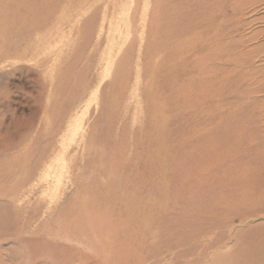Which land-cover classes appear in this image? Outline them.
Returning a JSON list of instances; mask_svg holds the SVG:
<instances>
[{"label":"rangeland","instance_id":"1","mask_svg":"<svg viewBox=\"0 0 264 264\" xmlns=\"http://www.w3.org/2000/svg\"><path fill=\"white\" fill-rule=\"evenodd\" d=\"M8 1L0 0V18L4 14L13 18ZM175 1L178 0H88L83 3L52 0L48 4V8L55 7L56 12L41 32L31 36L35 40L39 37L45 39L36 51V60H30L28 56L13 61L11 66H0V170L13 169L12 176L0 178V190L9 189L21 179V172L27 165L18 168L16 158H22L26 151L33 152L48 145L51 157L47 167H42L22 189L25 192L22 200L25 199L27 207L41 201L43 210L49 206L48 209L52 210L59 203L55 210L60 211L77 193L73 183L85 177V145L92 127L99 122L97 126L103 133L108 126L110 110L102 113L103 105L110 102L113 105L121 97L120 122L111 124L109 130V140L112 147H116L115 151L108 156L100 153L102 158L94 155L93 169L99 168L98 159L105 160L110 156L117 166H122L120 176L123 178H135L137 169L142 176L149 174L152 176V200L175 208L170 216L176 221L157 242L160 252L156 254L161 255V259L158 257L160 264H193L195 260H199L198 264H212L215 257H220L223 263L227 256L237 252V245L245 251L251 244H261L264 252V212L256 213L244 222L237 220L233 234L226 231L229 236L223 239L222 243L228 246L217 247L218 251L214 250L217 254L212 252L208 258L201 259L198 252L175 259L171 254L182 250L179 243L186 235L184 223L200 222L194 204L200 203L217 211L222 199L235 192L237 196L248 195L243 200L238 197L236 201L242 209L247 208V199L254 200L257 208L262 205L257 199L264 195V174L257 171L259 163L237 165L226 158L217 162L216 153L197 152L196 140L199 133L210 128L226 131L229 122L233 128L240 124L243 127L240 129L247 133L235 138L232 145L246 135L254 148L264 150V50L258 53L245 51L249 62L238 65L241 56L229 46L232 41L226 37L212 45L213 52H205L206 65H196L200 56L193 54L195 50L191 48L195 44L199 46L197 32H202L207 24L210 26L208 22L200 25V0H186V4L193 8L191 22H187L190 33L177 36L166 49L163 44L155 45L156 40L163 37L162 33L155 37V26L160 24L163 27L169 22L168 18H162L156 24L159 3L164 15L177 10ZM76 4L81 5L74 9ZM254 9L246 16V21L252 23L242 32L251 35L262 31L260 43L263 44L264 19L260 18L264 17V1ZM96 10H99L98 19L93 30H88L91 41L84 46L87 38L83 27ZM179 20L180 23L176 16L170 18L175 24L174 32L181 29ZM229 22L217 18V30H227L231 26ZM188 39L189 46L185 43ZM100 41L102 44H97ZM95 46L98 48L93 52ZM209 53L213 57L208 60ZM259 54L262 61L251 65L252 59ZM89 64L95 66L88 72L85 65ZM39 91L41 94L44 91L42 97H38ZM33 110H40V113L34 126L27 128ZM211 113L213 119H209L210 127L206 128L203 120ZM151 128L152 134L149 132ZM54 132L57 134L52 136ZM101 136L95 143L96 153L104 141ZM204 136L210 140L215 138L207 133ZM151 139L152 148L148 149ZM209 143L200 146L203 148ZM10 144V150H6ZM150 150L152 169L147 163L148 168L143 173L141 165L147 162ZM120 151L125 153L120 154ZM202 160L209 164L203 177L199 167ZM241 173L238 186L233 177ZM168 197L175 198L174 205L166 202ZM158 211L152 213L155 216L152 217L153 224L165 227L159 219L171 221ZM56 212L39 223L49 221ZM216 232L198 240L192 238L189 244L201 239L206 243L217 235ZM152 234H156L154 228ZM13 247L14 241L0 234V264H10L8 258ZM262 252L258 254L261 258L264 256ZM152 253L155 252L152 250ZM155 259L152 256V264H156Z\"/></svg>","mask_w":264,"mask_h":264},{"label":"bare ground","instance_id":"2","mask_svg":"<svg viewBox=\"0 0 264 264\" xmlns=\"http://www.w3.org/2000/svg\"><path fill=\"white\" fill-rule=\"evenodd\" d=\"M85 1L88 0H77L78 3H83ZM263 1L264 0H200V25L207 24L208 22L210 26L207 24V27H205L202 32H197V39L200 41L199 46L195 44L191 48L195 50L193 54L198 53V56H200V59L196 61L195 64L206 65L205 52L208 53V50L213 52L214 48L212 45L219 39L223 40L226 37L232 41V44L230 43L229 46L236 49L235 53L241 56V61L239 64L237 63L238 65H246L249 62L245 51L253 53L263 51L264 43H260L262 31L252 33L251 35L242 32V29H245L252 23L246 21V16L249 15L251 11H255L254 8L260 6V3ZM8 2L11 7L9 10L11 15L13 14V18L9 19V15L7 14L2 15L0 18V66L3 68L11 66L12 62L17 59H23L28 56L30 60H36V51L39 50L41 42H44L45 39L39 37L35 40L31 39V36L34 33L41 32L49 22V18L56 12L55 7L54 9L48 8V4H50L52 0H9ZM175 3L178 7L177 10L167 12L164 15L161 13V3H159V7L155 14L156 24L162 18H168L169 20L163 27L157 24L153 31L156 38L160 36V33L163 34V37H161L162 39L159 41L156 40L155 45L163 44L165 49L173 44L177 36L190 33L187 30V22H191L193 8L190 4H186V0H178L175 1ZM81 4H76L74 9L80 7ZM98 11L99 10L93 12L90 19H88L83 27L85 30L84 37L87 38L84 46L90 44L91 40L88 30H93L99 16ZM17 15H20V17L16 18ZM172 16L177 17L178 23H180L179 19H181V29L177 32H174L175 24L170 21ZM217 18L226 19L228 22L230 21L229 24H231V26L227 30L221 31L220 28L217 30L216 24L218 22L215 23ZM263 19L264 17L260 18V20ZM185 43L188 46L191 45L189 39ZM97 44L100 45L102 43L100 41ZM254 44L257 45L251 48ZM97 48L98 47L95 46L93 52H96ZM212 57L213 55L209 53L207 59H212ZM259 61H262L260 54L252 59L251 65ZM234 63L235 62H233V65ZM210 65H213V63ZM94 66L95 65L90 64L85 65V71H91ZM262 90L264 91V89ZM40 91L38 97H42L44 93V91H42L41 94ZM121 99L120 97L118 102H114L113 105H111L112 102L108 105H103L102 113H105V111L108 113L110 110L108 126L105 131H103L104 135L101 132V127L97 126L99 122H96L92 127L85 145V177L83 179L78 178L77 181L73 183L77 188V193L74 197L69 199L60 211L56 212L55 210L59 208V203H56L55 206L53 205L54 208L52 210L48 209L51 208V206L43 210L41 201H38L33 207H27L24 205L25 199L22 200L23 194H25V192H22V189L25 188L27 183L33 179L42 167L43 169L47 167V163L51 157V155H49V146H41L40 149L33 152L26 151L22 158L15 159L18 168L22 165H27L21 172V179L17 180L9 189H3L1 187L2 191L0 190V197L3 199L0 202V234L2 236H9L14 241V247L8 258L10 264H152V256L156 257L155 263L160 264L158 257L160 256L161 259V255L156 254L160 252L157 242L161 235L164 234L169 227L173 226L172 222L176 221L170 216L175 208H169L165 204L157 203L152 200V176H149L148 173L147 176H142V172L140 173L136 168L138 173L137 176L135 175V178H123V176H120L122 166H117L118 163L112 160L110 156L105 160L101 159L102 161L98 159L97 164L99 162V168L98 166L94 168L96 171H94L92 165V157H94V155H98L99 158H102L100 157V153L101 156H108L110 153L113 154V150L116 148H113L110 143L111 139L109 140V132L111 131V124L120 122L119 118L121 117L118 112L121 111L123 103ZM105 108L106 110H104ZM39 113L40 110L32 111L31 118L27 121V128H32L34 126ZM106 116L107 115H105V117ZM209 119H213L212 113L203 120V123L206 124V128L210 127ZM224 124L223 126H225ZM237 126L238 127L233 128L228 122V129L226 131H220L218 128L211 130L210 128V130L205 133L215 135V138L212 140L206 138L204 136L205 133H199L200 136L198 140H196L198 143L197 152L202 150L207 153H216L217 162L226 158L227 161L231 160L237 165H243L240 163L249 165L259 163L257 171L260 172V175L264 174V150L261 148H254V144L251 145L249 143L246 135L242 137L237 144H231L238 136L247 134L244 131L245 129H240L243 128L240 127V124ZM149 132L152 134V128ZM55 134H57V132H54L52 136H55ZM100 134H102L103 137H101L104 141L102 144L100 143L98 152L96 153L95 143H97V140L100 138ZM209 142H211V144ZM148 143L149 146L145 147L148 149L152 148V139L151 142ZM202 143L209 144L201 148L200 145ZM11 145L12 144L7 145L6 150H10ZM36 146L38 147V143H36ZM224 147H226V149L223 152ZM121 153L120 151V154ZM147 163H149V167L152 169V151L147 156V162L141 165L143 173H145V168H148V165H146ZM120 164L122 163L119 162V165ZM114 166L117 168L114 169ZM207 166H209V164L206 160L199 162V167L202 170L200 175L202 177L207 171ZM12 170L13 169L0 170V178L2 176H7L9 178L13 174ZM211 172L212 170L210 173ZM123 173L126 172L124 171ZM242 173L233 177V180L238 186L240 185L239 179L240 176L243 175ZM140 176L142 177L140 178ZM8 178H3V180ZM234 193L235 192H232L227 195L225 199H222L223 202L218 204V207L221 208H218L217 211H213L209 207H204L200 205V203L199 205L193 203L197 212H199L197 220H200V222L192 221L191 223H184L183 226L186 229V235L179 243V247L182 250L178 254H171L173 256L172 259L185 258V256L194 255L196 252H198V258H208V254H212V252L216 253L214 250H217V247L220 245V247H222V245L228 246L226 243H222L223 239L225 236H229L227 232L231 235L233 234V225L237 220L244 222L248 217L256 213L264 212V201H262L264 195L257 198L258 201H261V207L257 208L254 200L247 199L249 204L247 208L243 205L244 208L242 209L236 201L238 197L242 199L248 195L244 193L242 195L238 194L237 196ZM251 195L252 194H250V196ZM165 200L172 205L175 204L174 197H168ZM18 201H20V206L18 205ZM153 211H158L160 215L164 214L171 222L168 223L166 218H161L159 221L165 227H156L152 220L155 217L152 214ZM182 211L185 212V209ZM55 212L56 214L51 216L49 221L42 224L39 223V221L47 217V215H52ZM200 216H202V220ZM36 223L37 227L35 226ZM153 228L156 230V234H152ZM214 231H218L216 232L217 235L213 239H210V241L202 243L201 239L194 244H189L192 238L198 240L202 236L211 234ZM168 248L171 249V247ZM152 250L155 253H152ZM236 250L237 252L227 256L223 263L220 257H215L212 264H264V256L261 258L258 255L263 251L261 244H251L245 251L243 249L241 250L237 245ZM263 253L264 252H262V254ZM195 261L196 262L193 264H198L199 260Z\"/></svg>","mask_w":264,"mask_h":264}]
</instances>
